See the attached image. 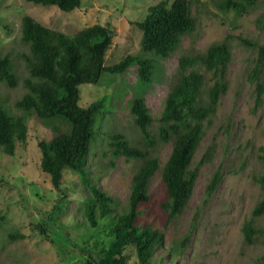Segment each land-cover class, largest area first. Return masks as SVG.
Here are the masks:
<instances>
[{
	"label": "rangeland",
	"instance_id": "rangeland-1",
	"mask_svg": "<svg viewBox=\"0 0 264 264\" xmlns=\"http://www.w3.org/2000/svg\"><path fill=\"white\" fill-rule=\"evenodd\" d=\"M81 1L80 8L63 12L54 6L36 5L26 0H0V53L11 56L19 78L16 88L0 81V104L14 116H25L28 125V141L17 146L15 156H8L0 149V215L4 217L0 221V264H81L72 261L78 257L73 247L69 245V251L60 252L44 238L39 224L47 222L52 208L61 199L66 205L63 221L85 222L83 198L86 193L79 175L66 170L59 192L50 176L40 169L42 156L38 143L50 141L67 126L45 122L16 107L27 92L23 82L29 77L23 57L30 55V47L22 41V19L31 16L45 27L70 36L96 24L109 27L115 33L107 59V64H112L129 54L141 53L142 32L136 23L144 20L150 7L166 0ZM222 1H195L193 14L197 29L183 38L170 57L144 55L156 62L151 85L141 84L134 67L122 75L107 73L98 85L80 87L81 106L87 107L102 98L107 101L103 118L97 116L95 121V129L100 134L109 130L122 133L132 146L148 149L131 113V103L136 96L144 97L155 119L151 128L155 145L149 151L159 159L160 170L150 183L153 205L147 218L153 220L154 227L162 230L165 237L162 246L155 251L153 264H264V212L254 216L256 208L264 203V161L261 159L264 95L258 104L257 82L252 80L257 69L258 48L244 43L264 45V32L258 27V20L264 14V0L239 16L235 11L224 13L218 6ZM224 42L231 50V61L225 73L226 92L221 95L216 112L204 122L205 136L192 168L206 155L210 160L201 166L184 212L167 224V214L161 209L166 199L162 168L172 153L173 144L160 139L158 120L166 97L179 78L181 57L203 54L210 46ZM194 70L205 78L203 102H208V91L215 79L213 72L202 65ZM260 80L264 85L263 72ZM96 145L89 166L94 174L101 173V188L113 198L116 210L123 213L128 209L133 176L143 162L119 158L113 167L111 157H103L106 143L103 148ZM219 169L223 174L222 183L207 199V186ZM246 226L254 232L251 243L245 236ZM68 232L74 237L80 234L72 228ZM187 235H190L189 244L181 248V239ZM126 254L128 264H138L133 248H128Z\"/></svg>",
	"mask_w": 264,
	"mask_h": 264
},
{
	"label": "trees",
	"instance_id": "trees-1",
	"mask_svg": "<svg viewBox=\"0 0 264 264\" xmlns=\"http://www.w3.org/2000/svg\"><path fill=\"white\" fill-rule=\"evenodd\" d=\"M26 1L54 6L63 12H72L82 5L81 0ZM195 1L175 0L171 3L166 0L150 7L144 20L136 23L142 32L141 53L129 54L112 64H107V59L113 46V29L96 24L70 36L45 27L31 16L22 19V41L30 47V55L23 57L29 77L23 82L27 92L16 107L28 115L35 114L45 122H59L67 126L50 141L38 143L42 156L40 169L50 176L52 185L59 192L62 191L64 172L77 173L86 193L83 198L84 223H67L61 219L66 208L61 199L52 208L47 222L39 224L44 238L55 244L60 252L69 251V245L78 252V257L72 261L81 264H128L126 251L133 248L138 264H153L155 251L162 246L165 233L155 228L153 220L147 218L153 205L150 183L160 170V161L149 151L155 145L151 131L155 119L146 100L136 96L131 103L134 123L148 148L142 149L132 146L122 133L111 130L101 134L97 132L95 121L97 116L103 118L107 101L102 98L87 107L81 106L80 87L98 85L105 74L122 75L134 67L138 70L141 84L151 85L156 62L144 55L168 58L177 51L184 37L196 31ZM260 1L223 0L218 6L224 13L235 11L239 16L248 13ZM258 27L264 32V14L258 20ZM244 43L258 48L257 69L252 80L257 82V103L260 104L264 95V85L260 80L261 72L264 73V45L249 41ZM230 61L231 50L226 42L210 46L203 54L183 56L179 61V78L168 93L158 120L160 139L173 144L172 153L162 168L166 199L161 203V209L167 214V224L184 212L193 195L200 168L210 160L206 155L192 168L205 136L204 122L216 112L219 99L226 92L225 73ZM198 65L213 72L215 78L205 103V78L194 70ZM0 81L10 88L19 84L15 64L9 54L0 53ZM26 121L25 116H14L0 104V149L6 155L15 156L17 146L27 143ZM97 143L102 148L106 143L103 157H111L113 167L119 158L143 162L133 176L128 209L123 213L116 210L113 198L101 188V173L97 171L94 174L89 166V158L95 156L93 147ZM262 153L264 161V149ZM222 180L223 174L219 169L207 186V199L216 192ZM263 212L264 203L256 208L254 216ZM3 220L0 215V221ZM71 228L80 234L74 237L68 232ZM244 232L251 243L252 228L246 226ZM11 238L17 237L11 235ZM189 241L190 235L182 238L180 247L186 248Z\"/></svg>",
	"mask_w": 264,
	"mask_h": 264
}]
</instances>
